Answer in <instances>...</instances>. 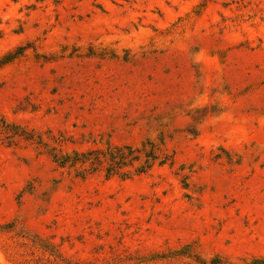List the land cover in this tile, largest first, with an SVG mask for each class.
I'll return each mask as SVG.
<instances>
[{
    "label": "rangeland",
    "instance_id": "1",
    "mask_svg": "<svg viewBox=\"0 0 264 264\" xmlns=\"http://www.w3.org/2000/svg\"><path fill=\"white\" fill-rule=\"evenodd\" d=\"M0 264H264V0H0Z\"/></svg>",
    "mask_w": 264,
    "mask_h": 264
},
{
    "label": "trees",
    "instance_id": "2",
    "mask_svg": "<svg viewBox=\"0 0 264 264\" xmlns=\"http://www.w3.org/2000/svg\"><path fill=\"white\" fill-rule=\"evenodd\" d=\"M157 145L152 141H145L141 146L122 145L98 148L87 152H74L67 155H55V160L60 165H76L77 163H88V168L97 169L107 162L106 170L108 174L120 172L123 166L132 165L134 161H139L135 167L137 172H143L149 168L158 157ZM87 167V166H86Z\"/></svg>",
    "mask_w": 264,
    "mask_h": 264
}]
</instances>
